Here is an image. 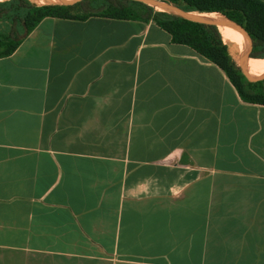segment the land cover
I'll return each mask as SVG.
<instances>
[{
    "label": "crops",
    "instance_id": "crops-1",
    "mask_svg": "<svg viewBox=\"0 0 264 264\" xmlns=\"http://www.w3.org/2000/svg\"><path fill=\"white\" fill-rule=\"evenodd\" d=\"M0 264H264V104L152 17H44L0 57Z\"/></svg>",
    "mask_w": 264,
    "mask_h": 264
},
{
    "label": "trees",
    "instance_id": "trees-1",
    "mask_svg": "<svg viewBox=\"0 0 264 264\" xmlns=\"http://www.w3.org/2000/svg\"><path fill=\"white\" fill-rule=\"evenodd\" d=\"M32 1L0 0V57L10 55L31 29L46 16L84 19L100 15L139 20L152 17L171 35L173 42L190 46L198 54L218 65L244 101L264 104V87H248L239 67L233 61L234 48L248 57L249 40L232 27H229L231 42H225L219 26L217 28L215 25L193 21L166 10L154 9L151 4L141 0H84L71 5ZM164 1L188 12L215 13L243 25L254 37L257 57H264V2L261 0ZM263 72L264 64L260 67L249 66L248 73L252 81L255 80L254 76Z\"/></svg>",
    "mask_w": 264,
    "mask_h": 264
},
{
    "label": "water",
    "instance_id": "water-1",
    "mask_svg": "<svg viewBox=\"0 0 264 264\" xmlns=\"http://www.w3.org/2000/svg\"><path fill=\"white\" fill-rule=\"evenodd\" d=\"M82 1L84 0H59L58 3L71 5V4L80 3ZM141 1L147 2L151 4L152 6H158L162 8V10L172 12L178 16H181V17L193 20V21H197L203 24H208V25H215L217 28L218 26H228V27H232L235 30L242 32L249 40L250 56H249L248 61L241 67V75L244 79V82L246 83L248 87L253 88V89H259V88L264 87V81L261 84H253L248 78L249 66L251 64V61L256 58V48H255V41H254V37L252 33L248 29H246L243 25L225 16H219L218 19H212L205 15H202V13L188 12L164 0H141Z\"/></svg>",
    "mask_w": 264,
    "mask_h": 264
},
{
    "label": "bare ground",
    "instance_id": "bare-ground-1",
    "mask_svg": "<svg viewBox=\"0 0 264 264\" xmlns=\"http://www.w3.org/2000/svg\"><path fill=\"white\" fill-rule=\"evenodd\" d=\"M40 1L49 2V3H57V2H59V0H40ZM202 15H205V16H207L209 18H212V19H218L219 18L218 15H216L215 13H203ZM221 32H222L223 40L225 42H227V41L231 42L230 41V35H229V27L228 26H223ZM236 52H237V57H238L239 60H241V61L246 60L245 57H243L244 55H242L237 50H236ZM263 64H264V58H261V59H258V61H256V62H251L250 66H252V67H260Z\"/></svg>",
    "mask_w": 264,
    "mask_h": 264
},
{
    "label": "rangeland",
    "instance_id": "rangeland-1",
    "mask_svg": "<svg viewBox=\"0 0 264 264\" xmlns=\"http://www.w3.org/2000/svg\"><path fill=\"white\" fill-rule=\"evenodd\" d=\"M30 1H32V0H30ZM32 2H34V1H32ZM34 3H38V2H34ZM39 4H45V3H39ZM154 7H155V9H162V8H160V7H158V6H154ZM216 15H217V14H216ZM218 17H219V16H218ZM219 28H220V30H222L223 26H219ZM233 48H234V47H233ZM249 56H250V53H249L248 57H245L246 60H244V61L239 60L238 57H237V52H236V50H235V48H234V55H232V58H233V61H234L235 64H236V66L239 67L240 71H241V67H242V66L248 61ZM256 58H264V57H257V55H256ZM256 58L253 59L251 62H256V61H258V59H256ZM248 78H249V73H248ZM254 78H255L254 81H252L250 78H249V80H250L253 84H261V83L264 81V72L261 73V74H258V75H256V76H254Z\"/></svg>",
    "mask_w": 264,
    "mask_h": 264
}]
</instances>
